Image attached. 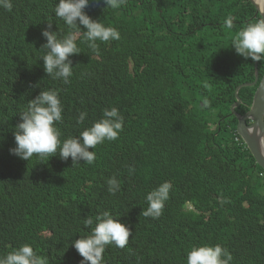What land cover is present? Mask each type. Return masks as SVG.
Masks as SVG:
<instances>
[{
    "label": "trees",
    "instance_id": "1",
    "mask_svg": "<svg viewBox=\"0 0 264 264\" xmlns=\"http://www.w3.org/2000/svg\"><path fill=\"white\" fill-rule=\"evenodd\" d=\"M11 2V11L0 8V252L29 243L49 264H81L72 240L90 233L86 216L107 210L132 235L123 249L108 246L102 264H186L193 246L217 243L232 264H264V169L231 113L238 85L255 79V62L230 46L236 31L261 17L251 0H126L105 12L90 0L85 11L121 38L97 42V52L78 39L69 84L47 76L39 59L48 22L60 37L69 30L53 12L59 0ZM229 15L232 30L223 27ZM35 84L59 92L61 140L111 107L123 131L97 145L91 165L11 155L19 112L39 94ZM256 88L240 90L238 112L249 110ZM112 176L120 183L115 195ZM164 181L173 187L162 214L145 217L147 194Z\"/></svg>",
    "mask_w": 264,
    "mask_h": 264
},
{
    "label": "clouds",
    "instance_id": "2",
    "mask_svg": "<svg viewBox=\"0 0 264 264\" xmlns=\"http://www.w3.org/2000/svg\"><path fill=\"white\" fill-rule=\"evenodd\" d=\"M95 3L105 12L106 9L121 8L126 0H95ZM89 6L90 0H59L53 12L68 27L67 34L60 37L58 32L49 31L53 26L51 22L41 32L46 38V43L41 46L45 53L39 58L43 60L44 72L53 79L62 80L64 84H69L73 75V61L70 57L81 53L77 46L78 39L86 43L90 50L97 52V42L106 43L121 38L116 28L106 26L100 19H93L85 11ZM0 8L11 11V0H0ZM223 27L227 30L234 28V18L231 15L224 19ZM230 46L245 60L264 62V17L256 18L236 31L231 36ZM42 89L43 86L35 84L33 91L37 92L34 94H39L28 101L25 110L19 112L21 122L14 130L15 147L9 149L11 155L24 161H29L34 155L41 159L58 155L63 161L71 157L73 165L80 161L91 165L96 160L94 149L97 145L117 140L123 131L124 118L116 107H111L105 108L102 117L78 136L61 140L57 122L62 121L64 108L59 92ZM204 104L207 106L208 101L205 100ZM86 118L87 112L80 111L76 117L77 124H83ZM236 139L239 140V137ZM241 139L243 140L242 137ZM107 185L110 194L115 195L120 190L119 180L115 176L107 179ZM172 187L170 181H164L150 191L146 196L148 207L142 214L145 217L158 218L169 199ZM83 225L91 228L90 233L72 240V245L83 258L81 264H102L108 246L123 249L132 235L130 227L107 210L95 217L86 216ZM232 261V254L219 243L193 246L186 254V264H232ZM0 264L49 262L31 244L24 243L5 254L0 252Z\"/></svg>",
    "mask_w": 264,
    "mask_h": 264
},
{
    "label": "water",
    "instance_id": "3",
    "mask_svg": "<svg viewBox=\"0 0 264 264\" xmlns=\"http://www.w3.org/2000/svg\"><path fill=\"white\" fill-rule=\"evenodd\" d=\"M258 14L264 17V5L258 0H251ZM246 86H257L252 105L245 113L237 111L242 103L240 90ZM236 101L231 106V112L237 117V132L243 138L256 162L264 169V73L260 77L259 62H255V79L244 82L236 88Z\"/></svg>",
    "mask_w": 264,
    "mask_h": 264
},
{
    "label": "rangeland",
    "instance_id": "4",
    "mask_svg": "<svg viewBox=\"0 0 264 264\" xmlns=\"http://www.w3.org/2000/svg\"><path fill=\"white\" fill-rule=\"evenodd\" d=\"M199 130V128H194L193 132H190V136L192 138H198L201 135Z\"/></svg>",
    "mask_w": 264,
    "mask_h": 264
},
{
    "label": "bare ground",
    "instance_id": "5",
    "mask_svg": "<svg viewBox=\"0 0 264 264\" xmlns=\"http://www.w3.org/2000/svg\"><path fill=\"white\" fill-rule=\"evenodd\" d=\"M260 4L264 5V0H258ZM72 58V57H71ZM116 59V58H115ZM74 60V59H73ZM114 61V60H113ZM107 62V61H106Z\"/></svg>",
    "mask_w": 264,
    "mask_h": 264
}]
</instances>
